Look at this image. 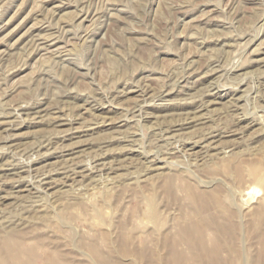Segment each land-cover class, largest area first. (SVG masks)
Segmentation results:
<instances>
[{"label":"rangeland","instance_id":"rangeland-1","mask_svg":"<svg viewBox=\"0 0 264 264\" xmlns=\"http://www.w3.org/2000/svg\"><path fill=\"white\" fill-rule=\"evenodd\" d=\"M0 264H264V0H0Z\"/></svg>","mask_w":264,"mask_h":264},{"label":"bare ground","instance_id":"bare-ground-1","mask_svg":"<svg viewBox=\"0 0 264 264\" xmlns=\"http://www.w3.org/2000/svg\"><path fill=\"white\" fill-rule=\"evenodd\" d=\"M37 40H38V39H37ZM39 43H40V42H39ZM43 45H44V44H43ZM50 57H51V56H50ZM234 99H235V98H234ZM213 100H214V99H213ZM56 112H57V111H56ZM59 121H60V120H59ZM53 123H54V122H53ZM53 123H52V124H53ZM94 123H95V122H94ZM52 126H53V125H52ZM213 130H214V129H213ZM215 131H216V130H215ZM198 133H199V132H198ZM208 133H209V132H208ZM211 133H212V132H211ZM201 134H203V133H201ZM209 134H210V133H209ZM197 136H198V135H197ZM114 137H115V136H114ZM203 137H206V136H203ZM212 137H213V136H212ZM207 138H208V137H207ZM210 138H211V137H210ZM210 138H209V139H210ZM200 139H201V138H200ZM211 139H212V138H211ZM211 139H210V140H211ZM203 140H204V139H203ZM203 140H202V141H203ZM210 140H209V141H210ZM197 141H199V140H197ZM200 141H201V140H200ZM202 141H201V142H202ZM216 142H217V141H216ZM208 143H209V142H208ZM208 143H207V144H208ZM208 146H209V145H208ZM208 146H205L206 149H207ZM229 146H231V145H229ZM229 146H228V147H229ZM225 147H226V146H225ZM210 149H211V148H210ZM222 149H224V147H223ZM222 149H221V150H222ZM226 149H227V147H226ZM231 149H232V148H231ZM233 149H234V148H233ZM63 150H64V149H63ZM207 151H208V150H207ZM207 151H206V152H207ZM209 151H210V150H209ZM212 151H213V150H212ZM219 151H220V150H219ZM224 151H225V150H224ZM202 153H204V151H203ZM220 153H221V152H220ZM220 153H219V154H220ZM224 153H225V152H224ZM205 154H206V153H205ZM193 155H194V154H193ZM201 155H202V154H201ZM201 155H200V156H201ZM206 155H207V154H206ZM209 155H211V154H209ZM214 155H215V154H214ZM191 156H192V155H191ZM192 157H193V156H192ZM203 157H204V156H203ZM207 157H208V155H207ZM210 157H211V156H210ZM212 157H213V156H212ZM214 157H215V156H214ZM199 159H200V158H198V160H199ZM203 160H204V159H203ZM150 161H151V160H150ZM79 163H80V162H79ZM67 165H68V164H67ZM157 166H158V165H157ZM65 167H66V166H65ZM84 167H86V166H84ZM151 167H152V166H151ZM57 168H58V167H57ZM239 173H240V172H239ZM69 174H70V173H69ZM67 175H68V174H67ZM70 175H71V174H70ZM241 175H242V174H241ZM65 182H66V181H65ZM257 187H258V186H257ZM257 187L250 188V189H248V190L246 191V196H247V194H248V195H249V199L252 198V197H251L252 194L255 195V193L258 191V190H257V189H258ZM221 192H222V191H221ZM258 192H259V191H258ZM258 192H257V193H258ZM203 194H204V193H203ZM253 197H254V196H253ZM18 200H19V199H18ZM29 201H30V200H29Z\"/></svg>","mask_w":264,"mask_h":264}]
</instances>
